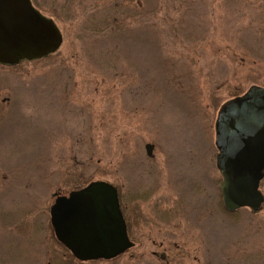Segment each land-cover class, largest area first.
Listing matches in <instances>:
<instances>
[{
    "label": "rangeland",
    "instance_id": "obj_1",
    "mask_svg": "<svg viewBox=\"0 0 264 264\" xmlns=\"http://www.w3.org/2000/svg\"><path fill=\"white\" fill-rule=\"evenodd\" d=\"M31 3L61 44L0 63V264H264V203L225 216L216 167L221 108L264 88V0ZM97 181L133 246L80 262L50 208Z\"/></svg>",
    "mask_w": 264,
    "mask_h": 264
},
{
    "label": "water",
    "instance_id": "obj_2",
    "mask_svg": "<svg viewBox=\"0 0 264 264\" xmlns=\"http://www.w3.org/2000/svg\"><path fill=\"white\" fill-rule=\"evenodd\" d=\"M61 36L31 0H0V63L14 65L55 52ZM216 167L223 205L259 211L264 196V88L252 87L226 103L216 122ZM148 155L153 146L146 145ZM50 220L57 241L80 262L113 260L132 248L116 188L92 182L68 195H54Z\"/></svg>",
    "mask_w": 264,
    "mask_h": 264
},
{
    "label": "trees",
    "instance_id": "obj_3",
    "mask_svg": "<svg viewBox=\"0 0 264 264\" xmlns=\"http://www.w3.org/2000/svg\"><path fill=\"white\" fill-rule=\"evenodd\" d=\"M50 55H51V54H50ZM50 55H48V56H50ZM48 56H47V57H48ZM221 207H222V206H221ZM240 210H242V209H240ZM240 210L236 211L235 213H228V212L224 209V207H222V212L225 214V216H228V217H230V218H232V219H235V218L238 217V214H239Z\"/></svg>",
    "mask_w": 264,
    "mask_h": 264
},
{
    "label": "flooded vegetation",
    "instance_id": "obj_4",
    "mask_svg": "<svg viewBox=\"0 0 264 264\" xmlns=\"http://www.w3.org/2000/svg\"><path fill=\"white\" fill-rule=\"evenodd\" d=\"M2 64V63H1ZM5 65H7V64H5ZM264 180V178L261 180V183H262V181ZM261 185V184H260ZM118 200H119V205H120V208H121V201H120V197H119V195H118ZM124 217V216H123ZM125 220V219H124ZM125 223H126V220H125ZM126 226H127V223H126ZM127 230H128V228H127Z\"/></svg>",
    "mask_w": 264,
    "mask_h": 264
}]
</instances>
